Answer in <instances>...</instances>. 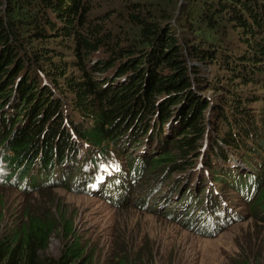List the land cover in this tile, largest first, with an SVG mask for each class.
<instances>
[{"label":"trees","instance_id":"16d2710c","mask_svg":"<svg viewBox=\"0 0 264 264\" xmlns=\"http://www.w3.org/2000/svg\"><path fill=\"white\" fill-rule=\"evenodd\" d=\"M57 44L69 54H57ZM238 80L259 84L262 93L235 92ZM257 101L258 114L241 115ZM230 103L237 123L225 114L201 121ZM249 119L263 122L262 134ZM206 120L224 136L218 157L238 143L248 160L264 151V0H0V166L7 161L28 175L38 165L44 179H53L54 162L71 156L62 183L77 190L71 180L88 181L84 164L101 148L123 149L120 140H140L152 128L153 137L165 134L162 151L147 161L153 183L155 175L171 177L202 160L197 148L208 145ZM211 159L205 156L206 167ZM8 181L0 172V184L29 194ZM258 195L250 206L255 217L264 215V181ZM5 216L0 205V264H149L128 250L100 263L72 226L48 213L26 211L11 223ZM59 228L66 234L53 253Z\"/></svg>","mask_w":264,"mask_h":264},{"label":"rangeland","instance_id":"374dc122","mask_svg":"<svg viewBox=\"0 0 264 264\" xmlns=\"http://www.w3.org/2000/svg\"><path fill=\"white\" fill-rule=\"evenodd\" d=\"M55 49L59 50L57 54H69L60 44L55 45ZM219 80L218 77L215 82ZM232 89L236 90L235 92H253L255 95L262 93L259 84L245 86L242 80L234 83ZM232 96L229 94V99ZM262 105L260 101L253 102L241 115L250 113L251 110L258 114ZM230 108L232 109L231 103L218 108L212 115L201 116V121L210 116L214 121L219 120L220 115L225 114L232 115L237 123V117L231 114ZM184 117L179 115L181 128L185 125ZM206 121L204 134L209 135V146L205 148L199 144L197 151L204 150L210 156L215 147L222 144L221 139L224 141V136L221 129L215 125L213 130L212 125ZM249 122L254 123L253 127L257 133L262 134L259 125L263 122L256 119H249ZM245 127L243 125V128ZM234 154L240 156V153ZM193 156L192 153L189 157ZM216 172L215 176L218 177L219 171ZM202 179L213 180L211 175L206 179L203 174ZM45 190L42 195L37 193V190L22 195L16 193L14 187L0 184V205L6 208L5 218L8 222L18 221L26 211L54 215L60 225L66 224L68 229L72 226L77 236L85 239L89 247L95 249L100 263L110 253L128 250L132 256L140 254L149 264H246V261L247 264H264V219L261 217L250 215L246 220L232 224L220 234L204 238L186 230L185 226L175 223L172 219L159 213L138 209L134 204L115 209L100 197L83 191L69 190L63 186ZM164 190L163 197H166L169 188ZM65 232L62 228L57 230L58 236L52 239L49 251L59 252Z\"/></svg>","mask_w":264,"mask_h":264},{"label":"clouds","instance_id":"9594fccd","mask_svg":"<svg viewBox=\"0 0 264 264\" xmlns=\"http://www.w3.org/2000/svg\"><path fill=\"white\" fill-rule=\"evenodd\" d=\"M208 68V69H207ZM206 69H207V74L206 75H208V77L211 79V80H213L214 79V74L212 73V67L210 66V63H207V65H206ZM218 75H220V73H218L217 75H216V78L218 77ZM66 101V100H65ZM167 124L168 123H166L165 124V126H164V130L166 131V129H167ZM151 130H153L152 128H151ZM71 135H72V138L73 139H77V134L75 133V131L72 129L71 130ZM203 136L205 137V139H209V141H210V138H209V135H207V134H203ZM221 146L222 145H224V142L222 141V139H221ZM218 153H219V149H218ZM202 154V151H199V157H200V155ZM197 163H199V164H201L202 166H204L205 165V163L200 159V158H198L197 159ZM58 187H60L59 185H48V186H44V187H39V188H37V189H35V190H37V191H39V190H42V189H49V188H58ZM28 193V192H27ZM107 202V201H106ZM109 203V202H108ZM127 205V204H126ZM126 205H122V206H114V205H112L115 209H118V208H122V207H125ZM138 208V207H137ZM138 209H140V208H138ZM246 211V213L248 214V216L246 217V218H244V219H241V220H239V221H236V222H234V223H239V222H242V221H244V220H246L250 215H253V213H251V212H249L248 210H244L243 212H245ZM262 219H264V217H262V216H260ZM174 221V220H173ZM175 223H178V224H181V223H179V222H177V221H174ZM234 223H232V224H234ZM232 224H229L228 226H226L225 228H223L220 232H218V233H216V234H213V235H207V236H201V237H204V238H208V237H214V236H216V235H218V234H220L221 232H223V231H225L228 227H230ZM182 225V224H181ZM185 229L186 230H188V231H192V232H194V233H196L197 235H198V233L194 230V229H190V228H188V227H185ZM200 236V235H199Z\"/></svg>","mask_w":264,"mask_h":264},{"label":"bare ground","instance_id":"6f19581e","mask_svg":"<svg viewBox=\"0 0 264 264\" xmlns=\"http://www.w3.org/2000/svg\"><path fill=\"white\" fill-rule=\"evenodd\" d=\"M45 180H47L48 181V178H46ZM51 181H53V179H50ZM46 182V181H45ZM247 186V188H250V189H256V187L255 186H251L249 183L246 185Z\"/></svg>","mask_w":264,"mask_h":264}]
</instances>
